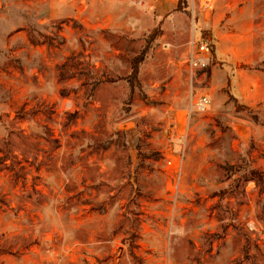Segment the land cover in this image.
I'll return each mask as SVG.
<instances>
[{
	"label": "rangeland",
	"instance_id": "374dc122",
	"mask_svg": "<svg viewBox=\"0 0 264 264\" xmlns=\"http://www.w3.org/2000/svg\"><path fill=\"white\" fill-rule=\"evenodd\" d=\"M135 3L83 21L50 16L48 0H4L0 264H264V0L245 32L250 61L232 68L245 75L214 96L185 39L154 41L133 72L169 15ZM243 83L255 91L236 96ZM203 94L210 108L190 116ZM175 133L187 135L177 190Z\"/></svg>",
	"mask_w": 264,
	"mask_h": 264
},
{
	"label": "crops",
	"instance_id": "0c3cea01",
	"mask_svg": "<svg viewBox=\"0 0 264 264\" xmlns=\"http://www.w3.org/2000/svg\"><path fill=\"white\" fill-rule=\"evenodd\" d=\"M52 3L50 16L52 17H75L85 18L98 16H119L133 12V5H137L135 0H48ZM256 0H158V5L168 7V18H162V34L155 41H164L165 45H171L174 40H187L192 37L201 38V31L208 32V38L214 44L215 52L213 57L218 61L210 66V78L212 82L211 94L222 89L231 78V74H236V79L245 75L241 69L232 71L233 65L249 62L250 39L245 36L252 17V6ZM118 2V3H115ZM4 0H0V9ZM183 6L182 10H177L178 6ZM186 14L190 23L181 21V16ZM172 17L170 23L169 18ZM160 20V21H161ZM179 20V21H177ZM159 21V22H160ZM133 28L128 26L120 28L121 33H134ZM150 33V30H149ZM219 62H225L228 67L222 68ZM223 64V65H224ZM245 82L244 80H241ZM243 83L240 94L246 91H255L252 86ZM246 86V87H245ZM246 89V90H245ZM262 92H264V76H262ZM250 104V103H249ZM249 107H252L246 104Z\"/></svg>",
	"mask_w": 264,
	"mask_h": 264
},
{
	"label": "built area",
	"instance_id": "2783aa9c",
	"mask_svg": "<svg viewBox=\"0 0 264 264\" xmlns=\"http://www.w3.org/2000/svg\"><path fill=\"white\" fill-rule=\"evenodd\" d=\"M211 39L207 38L203 40L201 38L192 37L188 42V62L191 66V70H199L201 72H207L212 62V49L210 46ZM205 74V73H204ZM211 99L208 95L203 94L192 100L189 106L190 116L194 112L204 113L210 108ZM186 134H173L170 141V151L167 155L166 164L172 170L174 178V188L179 189V182L177 179L180 176L182 163L186 156L187 139Z\"/></svg>",
	"mask_w": 264,
	"mask_h": 264
},
{
	"label": "trees",
	"instance_id": "16d2710c",
	"mask_svg": "<svg viewBox=\"0 0 264 264\" xmlns=\"http://www.w3.org/2000/svg\"><path fill=\"white\" fill-rule=\"evenodd\" d=\"M183 9V6L179 5L177 10H182ZM162 25H163V20H161L157 27H153L151 30H150V33H149V36L147 37L146 39V46L144 48V50L142 51V54L141 56L137 57L134 62H133V65H134V68H133V72L136 74L138 72V65L144 60V54L148 52V50L150 49L151 47V44L159 38V36L162 34ZM201 36H202V39L203 40H206L208 38V32L206 30H202L201 31ZM210 46H211V49H212V53L215 52V49H214V44L211 42L210 43ZM135 78V77H134ZM133 78V79H134ZM254 177L253 179H255V177L257 178L256 180L258 181V179H262V176L260 175L259 171L256 170V169H252L249 171Z\"/></svg>",
	"mask_w": 264,
	"mask_h": 264
}]
</instances>
